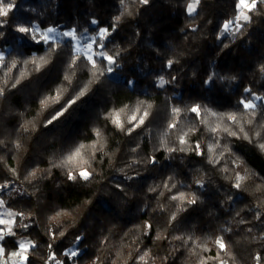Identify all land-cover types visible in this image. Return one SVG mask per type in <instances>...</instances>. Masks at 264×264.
<instances>
[{
    "label": "trees",
    "instance_id": "obj_1",
    "mask_svg": "<svg viewBox=\"0 0 264 264\" xmlns=\"http://www.w3.org/2000/svg\"><path fill=\"white\" fill-rule=\"evenodd\" d=\"M6 2L14 7L0 18L6 20L0 26V185H8L0 188V199L4 210L23 212V223L29 225L14 228L17 236L1 241L7 251L26 237L37 245L30 264H44L49 244L64 264H143L139 257L146 252L148 264H199L201 259L218 264L210 258L219 251L214 240L223 236L235 264H256L257 254L264 264V150L259 147L264 144V101H255L254 117L240 104L242 98L252 99L245 88L264 96V4L232 36L221 32L223 23L237 14V0H201L192 16L186 10L191 0ZM125 6L130 14L111 31L113 18ZM21 25L76 29L84 44L89 40L82 37L98 40L99 29L108 28L111 34L101 41L105 48L94 47L110 55L119 52L113 71L94 75L72 40L53 42L55 51L49 53V45L15 31ZM41 56L49 62L37 71L31 61ZM95 59L101 67L107 65ZM169 60L174 61L171 68ZM113 73L121 79L112 78ZM213 73V82L206 85ZM160 76L169 83L158 86ZM58 90L59 102L42 108L41 101ZM141 101L152 105L143 125L129 134L112 123L109 113L124 109L121 120L125 129L132 128L135 122L129 124L127 118ZM197 104L200 116L187 111ZM64 107L67 111L48 124ZM174 107L182 111L175 117L177 127L169 129ZM203 108L237 113L240 121L206 116ZM217 125L220 130L211 131ZM97 129L103 149L85 153L91 179L69 180L68 169L54 165L80 144H95ZM184 133L187 144L181 145ZM196 145L202 154L193 150ZM33 170L37 175L25 179ZM237 173L245 177L240 188L234 186ZM181 192L197 202L172 199ZM58 212L66 215L50 220ZM50 232L64 235L53 240ZM197 244H206L207 250ZM69 249L79 256L65 257Z\"/></svg>",
    "mask_w": 264,
    "mask_h": 264
},
{
    "label": "snow or ice",
    "instance_id": "obj_2",
    "mask_svg": "<svg viewBox=\"0 0 264 264\" xmlns=\"http://www.w3.org/2000/svg\"><path fill=\"white\" fill-rule=\"evenodd\" d=\"M201 0H191L186 6V10L189 16H192L196 11L197 7L200 4ZM121 5L125 4V0H120ZM141 4H147L148 0H140ZM264 4V0H237V3L235 5V8L237 10V14L233 19L227 20L222 25V32L223 33H229L232 36H235L236 33L241 32V30L244 28L246 23H249L251 21L250 13H253L257 10L258 5ZM14 4L10 2H6V0H0V18L7 17L11 10L13 9ZM125 14H130L127 12V7L125 6L124 11L121 12L119 16L114 17V23L111 26V31H115L116 25L120 22L121 17ZM6 23V20H0V26H3V24ZM93 24L98 23L96 20L92 21ZM195 30V29H193ZM15 31L18 33L24 34L25 36L29 37L32 42L36 44H45L49 45L48 52L51 53L55 51V47L53 46V42L57 41L58 37H65V38H71L72 40H75L77 37V31L76 29H72L69 31L64 32H58L57 28L55 27H48L47 29L41 30L38 26L32 25V26H17ZM110 30L108 28H100L98 31V37H82L84 39L90 40L91 42L86 43L83 46V49L81 47L76 48L77 53H82L84 58L91 64L93 74L96 75V73H99V75H104L105 71L108 73H111L113 71V65L116 64V58L119 56V52L115 54H108L107 51H99V52H93V44H96L99 48L103 49L105 48L103 41L107 36H109ZM0 35H3V33H0ZM227 47V45H225ZM94 57H100L102 61H106L107 65L105 67H101L98 65L97 60ZM80 56H76L75 59L72 61L73 64H75L76 60L79 59ZM4 57L2 54H0V66L3 65ZM34 65H36V70L39 71L40 68L47 64L49 61L46 58V56H41L38 59L33 58L31 61ZM27 63V62H26ZM174 61L169 60L167 62V67L171 68ZM16 62L13 61L11 67H15ZM260 71L264 72V65H261ZM216 74L213 73L209 75L207 80H205V84L208 85L209 83L213 82V77ZM24 76V73H21V77ZM65 79H68L66 76ZM221 80L226 79V77H220ZM232 79H235V77H232ZM16 83H19V80L16 81ZM166 83H169V81H166L163 76H160L158 78V86L163 87ZM15 87V84L13 85ZM61 91L58 90L57 94L55 96L46 97L44 100L41 101L42 108L49 107L50 104L58 103L61 98ZM87 91V88L82 90L79 95L76 97V99H79L80 96L85 95V92ZM246 93H250L252 95V99L242 98L240 100V104L243 106V109L245 110V114L249 115L250 117H254L256 115V109L258 108L257 103L255 101H264V96L257 95L255 93H251V89L245 88L244 90ZM0 95H3V89L0 88ZM76 102L75 99L68 101L67 107H70L71 104H74ZM67 107H64L61 111L57 112L55 115L51 117L47 121L48 124H51L54 120H57L60 116L64 114L65 111H67ZM152 108L151 104L145 105V102L141 101L139 105L135 108L132 115L127 118V122L129 124H133L132 128L125 129L124 123L121 120V114L125 112L124 109H121L119 112H112L109 113V117L112 120V123L119 128L121 131H126L127 133H131L135 130L136 127H140L144 124L145 119L149 116L150 112L149 110ZM182 110L180 108H172V114H173V120L169 123L168 128L169 129H175L177 127V121L175 120V117L179 115V113ZM187 111H190L192 113H195L197 116L201 115L202 106L201 105H193L191 108H188ZM203 112L206 116H212V117H218L221 121L224 119H227L229 121H232L233 123H239L240 116L237 115V113H224V114H218L210 109L203 108ZM243 115V114H242ZM248 123H251V120L247 121ZM220 130L219 125L216 127L211 128V131L217 132ZM25 131H27V128H25ZM96 136L98 137V140L95 144L92 145H84L80 144L78 147L73 149L67 156L63 157L58 165H54L57 167H64L68 169L67 176L69 180H76L77 178L83 179L85 181H89L92 177V172L89 171L90 167V159L86 158L85 153L91 149L92 153L94 154L95 151H102L103 144L101 143L102 140V134L97 129ZM223 131L227 132L229 135H236V132L229 131L227 127L223 129ZM240 131L243 132V127L240 128ZM187 133L182 134L179 137V143L181 145H186L187 140L185 139V136ZM259 135V133H257ZM245 139L248 138L247 134H245ZM97 144L100 145L99 148H97ZM19 147V145H17ZM199 145H196V148L193 149L197 152L198 155L202 154L199 151ZM259 147L261 150H264V144H260ZM186 148H180L179 151H186ZM168 151H176V149L169 148ZM209 152L214 153L215 147L209 146ZM209 162H213V160H210ZM87 166V167H86ZM13 172L15 170H12ZM37 175V170H33L28 174V176L25 177V179H31L34 178ZM171 179V178H169ZM236 183L235 187L240 188L242 182L245 180V177L240 176L239 173H237L236 177ZM8 185H0V188H6ZM165 187H169V185L165 184ZM174 186V185H173ZM173 200H179L181 203L185 202L189 205L195 204L196 197L193 195L191 197H188L185 195V193L181 192L179 196H173ZM5 208V201L0 199V209ZM62 215H66V213L58 212L56 216L50 217V220L56 221L58 218ZM20 217L21 219L18 221L16 218ZM259 218V217H257ZM26 219L25 214L23 212H14L9 209H5L3 212H0V241H5L6 237H15L17 236V232L14 230V228H23L28 229L29 225L26 223H23V220ZM171 219H175V216L171 217ZM145 229H151L152 225L145 224ZM251 231V230H249ZM51 238L55 240L57 236H63V232L59 233H49ZM160 236H157V239H160ZM77 241L81 239V237L76 238ZM175 239H183V237H175ZM188 239H192V237H188ZM214 244L219 249L216 256L211 257L210 259L218 261V264H228V260L224 259V257H229L232 259L233 264H235V258L232 256V253L229 250V245L226 244L224 241L223 236H218L214 240ZM198 248L203 247L204 250H207V245H196ZM37 248V245L34 241L25 238L18 239L16 241V248L15 250L8 252L7 249L4 247L3 244H0V264H30L29 257L32 255ZM49 253L47 258L44 261V264H64V261L59 259L54 251H52V245H48ZM63 255L65 257H68L69 259H73L79 256V252L75 249H69L68 251L64 252ZM148 256V253L146 252L143 256H140V261L143 262V264H148V261L146 257ZM254 259L256 260V264H260L261 256L257 254ZM93 264H96L94 261ZM199 264H207V259H201L199 261Z\"/></svg>",
    "mask_w": 264,
    "mask_h": 264
},
{
    "label": "rangeland",
    "instance_id": "obj_3",
    "mask_svg": "<svg viewBox=\"0 0 264 264\" xmlns=\"http://www.w3.org/2000/svg\"><path fill=\"white\" fill-rule=\"evenodd\" d=\"M39 27V26H38ZM40 28V27H39ZM41 30H44V29H42V28H40ZM57 31L58 32H64V31H61V30H59V29H57ZM67 41V40H72L71 38H65V37H58L57 38V41ZM72 42H73V44H74V46H75V48H77V47H81L82 49H83V46L85 45L84 43H83V41L81 40V39H79L78 37H76V39L75 40H72ZM89 42H91L90 40H89ZM92 51L93 52H96V50H95V47H94V44H93V48H92ZM1 54V53H0ZM3 56H4V54H2ZM95 58V57H94ZM111 77L112 78H114V79H117V80H120L121 79V77L119 76V74H117V73H113V74H111ZM4 210L3 209H0V212H3ZM0 244H1V241H0Z\"/></svg>",
    "mask_w": 264,
    "mask_h": 264
},
{
    "label": "crops",
    "instance_id": "obj_4",
    "mask_svg": "<svg viewBox=\"0 0 264 264\" xmlns=\"http://www.w3.org/2000/svg\"><path fill=\"white\" fill-rule=\"evenodd\" d=\"M4 210V209H3Z\"/></svg>",
    "mask_w": 264,
    "mask_h": 264
}]
</instances>
